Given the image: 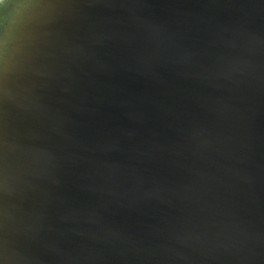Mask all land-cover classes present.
Instances as JSON below:
<instances>
[{"label":"water","instance_id":"1","mask_svg":"<svg viewBox=\"0 0 264 264\" xmlns=\"http://www.w3.org/2000/svg\"><path fill=\"white\" fill-rule=\"evenodd\" d=\"M10 7L4 264H264V0Z\"/></svg>","mask_w":264,"mask_h":264},{"label":"flooded vegetation","instance_id":"2","mask_svg":"<svg viewBox=\"0 0 264 264\" xmlns=\"http://www.w3.org/2000/svg\"><path fill=\"white\" fill-rule=\"evenodd\" d=\"M13 1H16V0H3L0 3V20H2L4 17H6V13L8 11H11L10 6H12ZM8 7H10V8L8 9Z\"/></svg>","mask_w":264,"mask_h":264},{"label":"snow or ice","instance_id":"3","mask_svg":"<svg viewBox=\"0 0 264 264\" xmlns=\"http://www.w3.org/2000/svg\"><path fill=\"white\" fill-rule=\"evenodd\" d=\"M0 257H2V256H0ZM0 264H4V262H3V259H2V258H0Z\"/></svg>","mask_w":264,"mask_h":264},{"label":"bare ground","instance_id":"4","mask_svg":"<svg viewBox=\"0 0 264 264\" xmlns=\"http://www.w3.org/2000/svg\"><path fill=\"white\" fill-rule=\"evenodd\" d=\"M2 0H0V3H1Z\"/></svg>","mask_w":264,"mask_h":264}]
</instances>
